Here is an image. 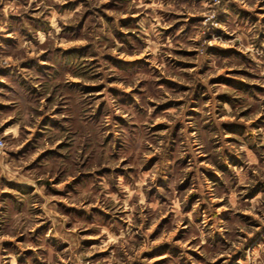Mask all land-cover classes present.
Instances as JSON below:
<instances>
[{"label": "rangeland", "instance_id": "obj_1", "mask_svg": "<svg viewBox=\"0 0 264 264\" xmlns=\"http://www.w3.org/2000/svg\"><path fill=\"white\" fill-rule=\"evenodd\" d=\"M0 264H264V0H0Z\"/></svg>", "mask_w": 264, "mask_h": 264}, {"label": "built area", "instance_id": "obj_2", "mask_svg": "<svg viewBox=\"0 0 264 264\" xmlns=\"http://www.w3.org/2000/svg\"><path fill=\"white\" fill-rule=\"evenodd\" d=\"M0 145H3V142H2V140H0Z\"/></svg>", "mask_w": 264, "mask_h": 264}]
</instances>
